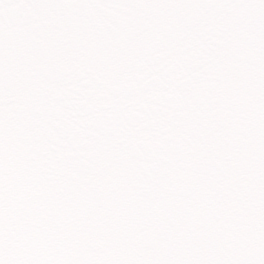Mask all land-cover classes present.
<instances>
[{
    "label": "snow or ice",
    "instance_id": "snow-or-ice-1",
    "mask_svg": "<svg viewBox=\"0 0 264 264\" xmlns=\"http://www.w3.org/2000/svg\"><path fill=\"white\" fill-rule=\"evenodd\" d=\"M0 264H264V0H0Z\"/></svg>",
    "mask_w": 264,
    "mask_h": 264
}]
</instances>
